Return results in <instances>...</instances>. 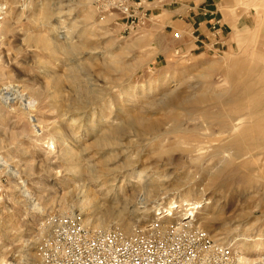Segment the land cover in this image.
<instances>
[{"label":"rangeland","instance_id":"1","mask_svg":"<svg viewBox=\"0 0 264 264\" xmlns=\"http://www.w3.org/2000/svg\"><path fill=\"white\" fill-rule=\"evenodd\" d=\"M170 200L264 257V0H0V264Z\"/></svg>","mask_w":264,"mask_h":264},{"label":"built area","instance_id":"2","mask_svg":"<svg viewBox=\"0 0 264 264\" xmlns=\"http://www.w3.org/2000/svg\"><path fill=\"white\" fill-rule=\"evenodd\" d=\"M167 205H158L128 234L76 226L69 227L64 238L52 234L43 264H264V259L243 262L230 242L213 239L188 213L162 217Z\"/></svg>","mask_w":264,"mask_h":264},{"label":"bare ground","instance_id":"3","mask_svg":"<svg viewBox=\"0 0 264 264\" xmlns=\"http://www.w3.org/2000/svg\"><path fill=\"white\" fill-rule=\"evenodd\" d=\"M58 17V16H57ZM56 17V18H57ZM55 20H57V19H55ZM59 31H60V29H59ZM57 32H58V30H57ZM59 33H61V32H59ZM234 129V128H233ZM49 145V144H48ZM52 145V143H50V145L49 146H51ZM53 146V145H52ZM174 202H176V203H178V204H175ZM169 203H171L170 204V206H169ZM165 204V203H164ZM163 203L162 204H159L160 206V208H162L163 206L162 205H164ZM167 206H164V211H165V213H163V214H161V216L162 217H164V216H167V215H174V216H178V217H180V216H182L183 214H185V213H188L187 215H190L193 219H194V221L196 222L197 220H195V217H196V211H197V208H194V207H192V206H190V204H181L180 205V203H179V201H177V200H172L171 202H167ZM162 206V207H161ZM183 206H184V209H183ZM165 221H167V220H164V222ZM257 249V248H256ZM237 251V250H236ZM240 254V259L243 261V262H245V263H251V262H253V261H250V259L248 260L247 258H244L243 256H242V254L241 253H239ZM261 259H264V257H262V258H259V260H261Z\"/></svg>","mask_w":264,"mask_h":264},{"label":"crops","instance_id":"4","mask_svg":"<svg viewBox=\"0 0 264 264\" xmlns=\"http://www.w3.org/2000/svg\"><path fill=\"white\" fill-rule=\"evenodd\" d=\"M195 21H192V24L194 25ZM199 24V23H198Z\"/></svg>","mask_w":264,"mask_h":264}]
</instances>
